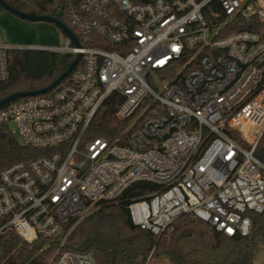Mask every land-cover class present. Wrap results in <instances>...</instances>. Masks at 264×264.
Segmentation results:
<instances>
[{
    "label": "built area",
    "instance_id": "built-area-1",
    "mask_svg": "<svg viewBox=\"0 0 264 264\" xmlns=\"http://www.w3.org/2000/svg\"><path fill=\"white\" fill-rule=\"evenodd\" d=\"M65 16L80 45L65 34L46 50L80 54L74 70L47 93L0 108V125L34 149L0 170V255L13 236L47 244V264H99L71 247L74 225L137 182L161 187L128 206L154 235L185 214L228 237L250 235L252 215L264 214L255 153L264 0H76ZM19 48L0 43V81ZM106 112L111 127H124L95 135Z\"/></svg>",
    "mask_w": 264,
    "mask_h": 264
},
{
    "label": "trees",
    "instance_id": "trees-1",
    "mask_svg": "<svg viewBox=\"0 0 264 264\" xmlns=\"http://www.w3.org/2000/svg\"><path fill=\"white\" fill-rule=\"evenodd\" d=\"M26 13L51 15L66 22V11L76 0H5ZM5 9L0 6V13ZM10 77L0 81V100L20 91L49 86L74 60V56L46 49L19 48L8 51ZM112 100L111 111L118 108ZM110 112V111H109ZM109 112L94 125L95 135H114L122 127H111ZM240 142L246 144L236 136ZM34 149L23 145L9 125H0V170L33 156ZM264 162V133L255 151ZM160 186L137 182L117 199L99 203V209L85 218L84 223L96 225V236H85L82 226L75 229L72 248L92 251L99 264H146L151 253L165 254L175 264H253L264 244V214L252 215V231L248 236L228 237L216 232L207 223L190 215L179 217L162 235L157 236L136 225L128 206ZM98 231V232H99ZM51 250L47 244L19 243L15 237L4 245L0 264H47Z\"/></svg>",
    "mask_w": 264,
    "mask_h": 264
},
{
    "label": "rangeland",
    "instance_id": "rangeland-1",
    "mask_svg": "<svg viewBox=\"0 0 264 264\" xmlns=\"http://www.w3.org/2000/svg\"><path fill=\"white\" fill-rule=\"evenodd\" d=\"M0 36L7 39L8 42H14L19 45H38L41 47H54L61 46L65 42V33L54 23L48 21H29L21 18L9 11H4L0 15ZM158 79L154 77L152 84L158 87ZM145 110L141 111L138 117H135L129 123L128 127L131 128L137 124L138 119L142 116ZM16 124L12 123L11 127L15 128ZM19 140L20 136L16 133ZM86 218V217H85ZM85 218L79 219L74 228L77 229L82 226L85 236H96L100 233L98 226L89 225L84 223ZM99 231V232H98ZM146 264H175L165 254H155L149 256ZM253 264H264V244L260 246Z\"/></svg>",
    "mask_w": 264,
    "mask_h": 264
},
{
    "label": "water",
    "instance_id": "water-1",
    "mask_svg": "<svg viewBox=\"0 0 264 264\" xmlns=\"http://www.w3.org/2000/svg\"><path fill=\"white\" fill-rule=\"evenodd\" d=\"M0 6H2L6 11H9L17 16H20L23 19L29 20V21H48L51 23H54L56 26H58L66 35H68L77 45L79 44L78 38L74 34L72 30H70V27L62 20L55 16L51 15H41L37 13H26L18 10L17 8L10 5L5 0H0ZM34 49H46V48H34ZM81 55H77V57L71 62L70 67L63 72L57 79H55L49 86H46L44 88L36 89V90H26V91H20L12 93L3 99L0 100V108L4 105H6L9 102H12L16 99L47 93L48 91L52 90L56 86H58L66 77L74 70L77 63L80 61Z\"/></svg>",
    "mask_w": 264,
    "mask_h": 264
},
{
    "label": "crops",
    "instance_id": "crops-1",
    "mask_svg": "<svg viewBox=\"0 0 264 264\" xmlns=\"http://www.w3.org/2000/svg\"><path fill=\"white\" fill-rule=\"evenodd\" d=\"M6 11V10H4ZM4 11H2L0 13V15H2L4 13ZM0 43L1 44H8V45H12V46H17V47H20V48H46V47H41V46H38V45H28V46H24V45H19L17 43H14V42H8L7 39L3 38L0 36Z\"/></svg>",
    "mask_w": 264,
    "mask_h": 264
},
{
    "label": "snow or ice",
    "instance_id": "snow-or-ice-1",
    "mask_svg": "<svg viewBox=\"0 0 264 264\" xmlns=\"http://www.w3.org/2000/svg\"><path fill=\"white\" fill-rule=\"evenodd\" d=\"M228 231L231 233L232 229H228Z\"/></svg>",
    "mask_w": 264,
    "mask_h": 264
}]
</instances>
